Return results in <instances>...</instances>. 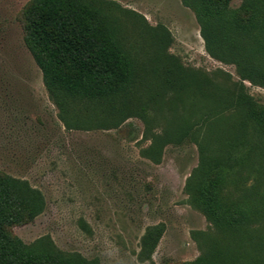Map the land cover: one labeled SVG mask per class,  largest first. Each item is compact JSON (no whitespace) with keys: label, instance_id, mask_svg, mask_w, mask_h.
Here are the masks:
<instances>
[{"label":"trees","instance_id":"trees-1","mask_svg":"<svg viewBox=\"0 0 264 264\" xmlns=\"http://www.w3.org/2000/svg\"><path fill=\"white\" fill-rule=\"evenodd\" d=\"M231 1L183 0L207 53L234 65L238 81L222 70L185 69L162 52L165 35L155 37L151 57L139 63L94 0H33L26 11L25 42L68 130L116 129L138 117L150 142L144 158L160 162L166 146L187 139L198 147L187 188L222 239L181 264H237L232 238L264 231V105L244 85L264 88V0H244L238 8ZM148 74L162 82L155 77L150 84ZM247 175L254 185L241 189ZM44 203L26 181L0 173V264H98L58 249L49 237L27 245L13 235L11 227L33 219ZM150 234L142 237L140 255ZM257 237L259 249L264 237ZM262 250L256 264H264Z\"/></svg>","mask_w":264,"mask_h":264},{"label":"rangeland","instance_id":"rangeland-1","mask_svg":"<svg viewBox=\"0 0 264 264\" xmlns=\"http://www.w3.org/2000/svg\"><path fill=\"white\" fill-rule=\"evenodd\" d=\"M32 1L0 0V173L26 181L45 202L33 219L11 227L13 235L27 245L49 237L58 249L97 259L98 264L197 259L222 239L187 188L199 165L198 147L189 139L170 144L154 163L141 155L150 142L138 117L116 129L68 130L25 42L26 11ZM94 2L114 20L119 39L139 63L151 57L155 37L165 35L162 52L185 69L222 70L239 80L234 65L207 53L195 13L183 0ZM243 2L232 0L230 7ZM155 77L148 74L146 81L151 84ZM155 80L162 82L160 76ZM244 85L264 105V88L247 81ZM162 115L172 116L167 110ZM244 179L240 188L250 189L253 176ZM147 231L153 235L140 255ZM249 233L252 238L231 240L237 264H256L264 249L257 248V235L264 237V231Z\"/></svg>","mask_w":264,"mask_h":264}]
</instances>
